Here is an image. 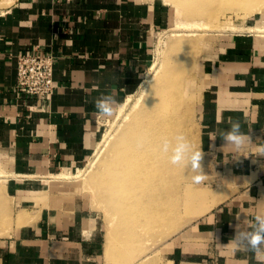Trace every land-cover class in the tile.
<instances>
[{
  "label": "crops",
  "instance_id": "0c3cea01",
  "mask_svg": "<svg viewBox=\"0 0 264 264\" xmlns=\"http://www.w3.org/2000/svg\"><path fill=\"white\" fill-rule=\"evenodd\" d=\"M166 19L155 1L13 0L0 8V160L24 211L0 240V264H100L96 215L74 185L50 178L90 158L100 131L95 100L115 89L120 106L134 93ZM249 27L225 33L201 59L200 147L218 188L213 207L166 247L162 264H264L231 242L238 223L264 213V35ZM26 53L54 59L48 101L16 90L15 59ZM230 119L251 138L245 157L233 159L219 137Z\"/></svg>",
  "mask_w": 264,
  "mask_h": 264
},
{
  "label": "rangeland",
  "instance_id": "374dc122",
  "mask_svg": "<svg viewBox=\"0 0 264 264\" xmlns=\"http://www.w3.org/2000/svg\"><path fill=\"white\" fill-rule=\"evenodd\" d=\"M12 1L0 0V8L10 5ZM137 1L159 2L164 4L167 10L166 24L152 41L151 61L144 78L134 93L128 95L118 106L114 116L99 119L98 143L86 163L74 173L62 171L50 178L51 183L74 185L87 207L96 215L103 235L100 264H162V253L166 247L180 232L190 227L214 205L213 190L218 186L211 181L213 167L204 153L201 166L208 177L201 184H194L191 180L192 174L184 168L171 163L167 165L166 182L158 186L159 190L156 191L160 203L157 209L153 207L156 203L153 199L151 205L144 206V212L139 213L136 207L129 206L128 199L120 202L103 187L105 161L113 159L116 140L126 130L128 123H131L135 109L138 110L145 101L150 90L147 80L149 76H154V72L156 74L159 61L166 55L165 66L174 61V67L178 69L177 74L181 75L178 78L182 77V97L191 101L192 128L188 126L187 117H182L178 135L183 134L199 148L197 111L201 88L200 62L204 52L225 33L244 27L251 26L250 30L264 35V0ZM197 10H206L207 15L212 12L213 16L209 18L206 14L198 15ZM182 40L188 45L178 53L173 47L177 48V44ZM180 54L181 57L178 56ZM136 97L140 99L139 103H136L138 105L135 104ZM4 169V163L0 160V240L10 235L15 224L21 221L24 212L19 211L7 188V173Z\"/></svg>",
  "mask_w": 264,
  "mask_h": 264
},
{
  "label": "bare ground",
  "instance_id": "6f19581e",
  "mask_svg": "<svg viewBox=\"0 0 264 264\" xmlns=\"http://www.w3.org/2000/svg\"><path fill=\"white\" fill-rule=\"evenodd\" d=\"M205 11L197 10V14L205 15ZM205 16L210 18L213 14L211 12ZM178 39L180 38L178 37ZM183 42V40L179 41L177 48H171L178 50L179 53L188 45ZM170 45L172 44L170 43ZM164 56L159 61L156 74L154 72L152 74L154 76H149L147 80V87L149 86L150 90L145 101L142 102L143 104L138 110L135 109L136 113H134L135 116L131 123H128L126 130L116 140L113 146V159L105 161L104 165L103 187L107 193H112L120 202L128 199L129 206L136 207L139 213L144 212V206L149 207L153 199L156 202L153 206L155 209L160 204L156 191L159 190L158 186L165 181V172L170 165V153H164L161 150L162 141L167 138L173 144L175 143L174 138L181 128L182 117H187L188 126L192 128L190 122L191 101L182 97L180 84L182 77L178 78L181 75L177 74L178 69H175L174 61L165 66L167 58L166 55ZM178 56L181 57V54ZM138 97H136L135 104L139 103L138 100L141 99ZM135 104L133 103L134 107ZM188 140L190 141V139Z\"/></svg>",
  "mask_w": 264,
  "mask_h": 264
},
{
  "label": "clouds",
  "instance_id": "9594fccd",
  "mask_svg": "<svg viewBox=\"0 0 264 264\" xmlns=\"http://www.w3.org/2000/svg\"><path fill=\"white\" fill-rule=\"evenodd\" d=\"M117 95L116 90L112 89L111 92L102 94L95 100L98 117L110 118L115 115L119 104ZM216 137L213 134L210 139L215 140ZM219 137L225 142L224 147L231 148L233 159L244 156L243 153L252 142L247 132L242 130L240 122L231 119L228 121V126L220 131ZM174 139L175 143L173 144L165 138L161 145V150L164 153H170L169 162L189 171L194 184L205 182L208 175L204 173L201 166L202 147H195L183 134L177 135ZM260 155L264 156V148L260 150ZM231 242L236 249L246 248L255 254L258 261L264 262V213L256 214L251 222L243 220L238 223L235 226V236Z\"/></svg>",
  "mask_w": 264,
  "mask_h": 264
},
{
  "label": "built area",
  "instance_id": "2783aa9c",
  "mask_svg": "<svg viewBox=\"0 0 264 264\" xmlns=\"http://www.w3.org/2000/svg\"><path fill=\"white\" fill-rule=\"evenodd\" d=\"M16 90L40 101H48L55 90L54 59L51 55L26 53L16 56Z\"/></svg>",
  "mask_w": 264,
  "mask_h": 264
}]
</instances>
